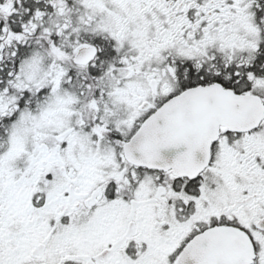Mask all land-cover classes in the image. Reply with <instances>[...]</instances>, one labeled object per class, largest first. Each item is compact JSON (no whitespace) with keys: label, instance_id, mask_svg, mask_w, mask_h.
<instances>
[{"label":"snow or ice","instance_id":"obj_1","mask_svg":"<svg viewBox=\"0 0 264 264\" xmlns=\"http://www.w3.org/2000/svg\"><path fill=\"white\" fill-rule=\"evenodd\" d=\"M0 264H264V0H0Z\"/></svg>","mask_w":264,"mask_h":264}]
</instances>
